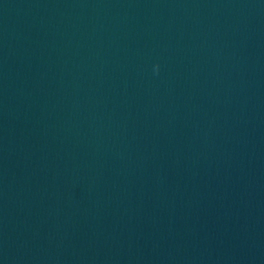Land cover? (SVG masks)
Segmentation results:
<instances>
[{"label":"water","instance_id":"1","mask_svg":"<svg viewBox=\"0 0 264 264\" xmlns=\"http://www.w3.org/2000/svg\"><path fill=\"white\" fill-rule=\"evenodd\" d=\"M0 264H264V0H0Z\"/></svg>","mask_w":264,"mask_h":264},{"label":"clouds","instance_id":"2","mask_svg":"<svg viewBox=\"0 0 264 264\" xmlns=\"http://www.w3.org/2000/svg\"><path fill=\"white\" fill-rule=\"evenodd\" d=\"M154 71H156V72L159 71V65L158 64L154 66Z\"/></svg>","mask_w":264,"mask_h":264}]
</instances>
